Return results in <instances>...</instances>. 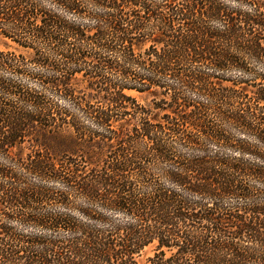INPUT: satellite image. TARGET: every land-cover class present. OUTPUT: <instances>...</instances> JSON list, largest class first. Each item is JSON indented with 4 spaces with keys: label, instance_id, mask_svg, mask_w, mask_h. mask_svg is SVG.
Instances as JSON below:
<instances>
[{
    "label": "trees",
    "instance_id": "obj_1",
    "mask_svg": "<svg viewBox=\"0 0 264 264\" xmlns=\"http://www.w3.org/2000/svg\"><path fill=\"white\" fill-rule=\"evenodd\" d=\"M0 35V264H264V0H0Z\"/></svg>",
    "mask_w": 264,
    "mask_h": 264
},
{
    "label": "rangeland",
    "instance_id": "obj_2",
    "mask_svg": "<svg viewBox=\"0 0 264 264\" xmlns=\"http://www.w3.org/2000/svg\"><path fill=\"white\" fill-rule=\"evenodd\" d=\"M0 47L2 48H10L11 50H17L19 53L26 55L27 57L30 56L29 52L18 47L14 43H12L10 40H7L3 38L0 35ZM133 98L136 99V101L141 104L142 106H145L147 108H150L152 106V100H153V95L151 93H137V92H131L130 93ZM153 255V248H147L142 256L140 257L139 261L141 264H144L146 259L148 257H151Z\"/></svg>",
    "mask_w": 264,
    "mask_h": 264
}]
</instances>
